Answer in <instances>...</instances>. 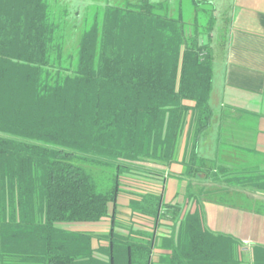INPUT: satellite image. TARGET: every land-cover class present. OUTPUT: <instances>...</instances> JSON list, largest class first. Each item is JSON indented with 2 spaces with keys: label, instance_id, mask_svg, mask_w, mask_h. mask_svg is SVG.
<instances>
[{
  "label": "trees",
  "instance_id": "trees-1",
  "mask_svg": "<svg viewBox=\"0 0 264 264\" xmlns=\"http://www.w3.org/2000/svg\"><path fill=\"white\" fill-rule=\"evenodd\" d=\"M61 1L0 0V264H151L153 233L114 239L112 229L95 248L91 233L59 225L114 221L121 173L135 161L170 165L184 137L196 160L213 117V55L202 41L213 28L187 15L197 0L107 6L64 61L53 57ZM182 176L264 195V175L235 168L202 174L192 164ZM197 194L190 187L198 208L185 218L157 194L132 204L175 226L159 264H264L263 246L245 261L238 239L207 227Z\"/></svg>",
  "mask_w": 264,
  "mask_h": 264
},
{
  "label": "crops",
  "instance_id": "crops-1",
  "mask_svg": "<svg viewBox=\"0 0 264 264\" xmlns=\"http://www.w3.org/2000/svg\"><path fill=\"white\" fill-rule=\"evenodd\" d=\"M211 4L215 13L226 8L228 16L224 48L218 49L215 43L212 47L211 125L200 139L196 160L190 162L191 154H185L184 137L170 165L150 164L160 173L153 172L151 184L146 185L155 194L160 181L155 183L154 178L160 177L162 202L184 206L183 218L198 208L197 200L187 196L193 188L203 205L207 227L238 239L250 257L253 246L264 247L263 193L241 192L201 178L190 184L182 176L192 164L202 174L235 168L251 176L264 175V0H215ZM211 36L215 38L213 33ZM203 189L213 193L201 196ZM156 252L163 256L170 253L165 246Z\"/></svg>",
  "mask_w": 264,
  "mask_h": 264
},
{
  "label": "rangeland",
  "instance_id": "rangeland-1",
  "mask_svg": "<svg viewBox=\"0 0 264 264\" xmlns=\"http://www.w3.org/2000/svg\"><path fill=\"white\" fill-rule=\"evenodd\" d=\"M138 0H62L60 5L57 4L54 8V15L58 23L63 30L58 33L55 37V46L62 47L61 53H53V57L60 55L62 60H69L72 54L76 50L80 41V36L84 30L89 28V18H92L95 13H102L107 6L123 7L127 2H137ZM151 3H159L164 0H149ZM202 3V6L194 7L191 4L185 8L187 15L190 19L194 16L199 15L201 17V26L199 29L206 30L209 24L213 28V34L210 37H202L203 43L209 45V51L213 55V46L216 44L217 48L222 50L225 46L228 28V16L226 15V8H219V12L215 13L211 7L215 0H197ZM178 0H172L173 8H178ZM177 4V5H176ZM210 6V7H209ZM92 15V16H89ZM75 58L77 57L74 54ZM136 166L125 170L120 175V193L117 199L115 209V220L108 218L100 223H71L59 225L60 228L71 230V231H84L91 233L94 236L93 245L95 248L99 246H107L108 239L113 229L114 239H120L127 237L136 232H145L148 234H154L155 245L152 251L151 262H160L164 257L162 254L156 252L159 247L162 246V240L165 236H168L172 229L175 228L173 223L169 219H159L158 223L154 220L146 218L145 216L134 213L132 211V204L134 201L141 200L142 195L153 194L148 191L147 185L150 183L151 175L146 169L151 168L150 164L142 161L133 162ZM142 167V168H141ZM104 173V171H97L98 173ZM158 177L154 178L160 181L156 184L157 191L155 194L160 195L162 198V191L164 188L163 180ZM169 188V186H167ZM148 191V192H146ZM165 205V204H164ZM111 208V213H112ZM114 215V214H113ZM163 217V215H162ZM174 227V228H173ZM243 247H242V250ZM248 252L245 251L244 260H249L247 256ZM249 255V254H248ZM100 259L106 260L107 258L101 255H96Z\"/></svg>",
  "mask_w": 264,
  "mask_h": 264
}]
</instances>
